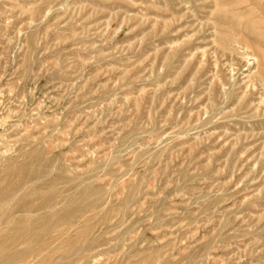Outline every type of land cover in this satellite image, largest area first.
<instances>
[{"label":"rangeland","instance_id":"rangeland-1","mask_svg":"<svg viewBox=\"0 0 264 264\" xmlns=\"http://www.w3.org/2000/svg\"><path fill=\"white\" fill-rule=\"evenodd\" d=\"M262 48L264 0H0L10 264H264Z\"/></svg>","mask_w":264,"mask_h":264},{"label":"bare ground","instance_id":"bare-ground-1","mask_svg":"<svg viewBox=\"0 0 264 264\" xmlns=\"http://www.w3.org/2000/svg\"><path fill=\"white\" fill-rule=\"evenodd\" d=\"M256 14V13H255ZM238 15V14H237ZM232 16V15H231ZM241 16V15H240ZM251 16V15H250ZM238 18V17H237ZM255 20L256 19H254V20H252L251 21V23L254 21L255 22ZM261 23V22H260ZM254 24V23H253ZM257 24V23H256ZM252 25V24H251ZM221 26V25H220ZM224 28H225V25H224ZM223 28V29H224ZM248 28H251L250 26L248 27ZM255 31V30H254ZM221 32H223V31H221ZM239 32H241V31H239ZM239 32H235V34H236V38H237V36H238V40H240L239 39V37H240V35L241 34H245V33H243V32H241L240 34H239ZM248 32V31H247ZM224 33V32H223ZM229 33H233V32H229ZM259 33V32H258ZM225 35L227 34V33H224ZM247 34V33H246ZM229 34H227L226 36H228ZM233 36V35H232ZM231 37V36H230ZM249 37V36H248ZM233 38V37H232ZM242 38H244V40H246L247 38H245V37H243V35H242ZM226 39V38H225ZM244 40H242V42L244 41ZM224 41V40H223ZM227 41H229V40H227ZM231 41V40H230ZM229 41V42H230ZM225 42V41H224ZM232 42V41H231ZM235 42V41H234ZM234 42H232V43H234ZM222 44H224V47H227V46H229V45H225V43H221V45ZM231 44V43H230ZM243 44V43H242ZM248 45L249 46V44L248 43H245L244 42V45ZM257 46V45H256ZM223 47V46H222ZM225 49V48H224ZM231 50V52H233L232 50L233 49H231V48H229L228 47V50ZM262 49H264V48H262ZM229 50V51H230ZM237 51V50H236ZM264 56V55H263ZM262 77V76H261ZM264 78V77H263ZM264 81V80H263ZM264 83V82H263ZM27 170V169H26ZM44 171V170H43ZM14 172V171H13ZM23 172H25V171H23ZM29 176V175H28ZM27 176V177H28ZM97 192V191H96ZM95 193V192H94ZM63 195V194H62ZM4 198H6V191H5V189H2L1 191H0V204H2L3 203V200H4ZM11 202V201H10ZM74 204V203H73ZM76 204V203H75ZM3 205V204H2ZM41 205V204H40ZM1 209V208H0ZM20 210V209H19ZM18 210V211H19ZM22 211V210H21ZM23 213V212H22ZM37 213V212H36ZM9 216H7V218H8ZM2 219H3V217H0V224H1V221H2ZM49 222L50 221H47L46 222V224H49ZM39 224H44V221L42 222L41 221V219L39 218V219H35V218H28V226H26V227H23V226H21V225H19L18 226V224L16 223L15 225H13V229H15V233H14V236H10V238H12L13 239V237H19V236H21V234L20 233H23L25 230H27V231H31V232H35V226L36 225H39ZM70 228V227H69ZM39 230V229H38ZM48 230V229H47ZM42 232V231H41ZM68 233V232H67ZM47 234V233H46ZM7 233H5L3 236H4V238L2 239V240H0V264H10V263H12V262H15L16 260V258H18L19 256H20V254H19V252L18 251H11V249H9V247L6 245V243H5V238L7 237ZM17 242V241H16ZM15 242V243H16ZM12 243V242H11ZM23 244H24V241H23ZM51 244V243H50ZM39 246V245H38ZM28 247V246H27ZM51 248V247H50ZM31 250V249H30ZM28 260V259H27ZM26 261V260H25ZM24 261V262H25ZM18 264V263H17ZM20 264H21V262H20Z\"/></svg>","mask_w":264,"mask_h":264}]
</instances>
